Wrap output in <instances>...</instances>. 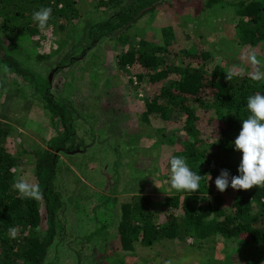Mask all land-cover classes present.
Here are the masks:
<instances>
[{
  "label": "rangeland",
  "instance_id": "obj_1",
  "mask_svg": "<svg viewBox=\"0 0 264 264\" xmlns=\"http://www.w3.org/2000/svg\"><path fill=\"white\" fill-rule=\"evenodd\" d=\"M147 1L150 5L157 2L154 10L137 19H133L134 11L123 26L108 33L103 30L97 38L89 32L90 25L115 12L97 0H73L65 14L51 19L44 30H6L18 46L13 49L4 36L8 48L41 77L50 74L47 92L68 104L72 139L66 150H55L59 159L54 185L61 192V229L45 264H120L121 259L125 264H208L210 257L225 254L230 256L228 264H252L250 256H233L235 240L215 234L204 239L190 235L185 242L163 239L152 245L134 241L129 249L121 246L116 234L120 203L134 191L146 189L153 194L152 206L161 220L165 218L162 201L177 191L171 188L167 162L171 156L179 157L183 142L190 137L182 127L186 113L177 108L168 120L155 114L143 119L145 101L155 85L147 76L137 80L136 66L128 67L126 75L118 73L117 53L145 39L166 45L180 63L184 50L203 47L212 52L209 68L219 65L243 74L253 71L247 53L264 56V40L255 46L237 40L239 15L226 2L238 0L212 6L206 0ZM202 95L206 96L204 91ZM191 103L198 117V133L212 148L207 120L213 111ZM44 104L45 98L21 76L0 67V120L9 124L7 149L20 160L13 167L12 185L21 178L36 184L34 153L48 148V141L64 132L60 119L51 120ZM241 159L242 152L231 163L239 167ZM147 174L150 181L142 189Z\"/></svg>",
  "mask_w": 264,
  "mask_h": 264
},
{
  "label": "trees",
  "instance_id": "obj_2",
  "mask_svg": "<svg viewBox=\"0 0 264 264\" xmlns=\"http://www.w3.org/2000/svg\"><path fill=\"white\" fill-rule=\"evenodd\" d=\"M72 1L0 0V67L18 74L39 92L45 98L44 107L50 119L59 118L64 126L63 133L48 141V148L34 153L32 172L43 193L41 200H35L20 195L12 185L13 167L20 160L7 149L9 124L0 120V264H45L49 248L61 229L58 216L62 206L61 192L54 185L59 159L55 150H66V143L72 139L68 104L57 101L47 92L50 87L48 77L43 78L23 65L8 48L4 36L17 50L16 40L6 30L35 32L38 30L37 22L32 19L35 11L50 7V24L51 19L65 14V8L70 7ZM124 1L97 0L98 5L114 8L115 12L109 19L90 25L89 32L95 33V38L103 30L108 33L123 26L134 11L137 14L133 19H137L154 10L157 3L150 5L147 0H129L128 4H123ZM223 1L206 0V4L222 5ZM226 4L234 5L239 15L237 40L243 45L261 43L264 40V0H238ZM19 17L21 19L16 20ZM13 18L14 22L11 21ZM211 58V50L200 47L194 51L184 50L178 63L177 54H172L166 45L145 39L117 53L115 68L118 73L126 75L128 67L136 66V79L140 81L147 76L155 85L154 93L145 101L143 119L148 120L149 115L155 114L168 120L175 108L186 113L182 127L190 137L183 142L178 155L203 178L197 192L176 191L164 197L163 220L152 206L153 194L146 189L132 192L129 199L120 203L116 234L121 246L127 249L133 247L134 241L152 245L163 239L185 242L190 235L204 239L215 234L236 241L233 256H250L254 260L252 264H264V187L231 191V177L239 175L231 158L241 153L235 150L233 142L242 129V120L250 115L247 98L255 93L264 94V81L252 80L251 72L238 73L227 80L226 74L231 70L219 65L209 68ZM259 59L264 61V56ZM203 91L206 96L202 95ZM192 101L213 111L207 120L209 136L214 139L212 148L198 133V117ZM221 170L229 172V187L224 192L215 186ZM210 176L212 179L208 182ZM148 177L147 174L142 189L150 181ZM11 228L17 229L15 237L9 232ZM229 258L228 254L215 259L212 256L208 264H216L215 261L228 264ZM119 263L125 264L122 259Z\"/></svg>",
  "mask_w": 264,
  "mask_h": 264
},
{
  "label": "clouds",
  "instance_id": "obj_3",
  "mask_svg": "<svg viewBox=\"0 0 264 264\" xmlns=\"http://www.w3.org/2000/svg\"><path fill=\"white\" fill-rule=\"evenodd\" d=\"M52 15L50 7H42L33 13L32 19L37 22L41 30L46 29ZM246 59L253 66L250 78L254 81H264V61H261L255 51L249 52ZM242 71V70H241ZM236 70L226 74L227 80L237 75ZM247 109L250 115L242 120V129L235 139V150L242 152V159L238 167L239 175L231 177V187L234 190H251L254 187H264V94L255 93L247 98ZM170 184L177 191H199L202 175L193 172L183 157L173 156L170 159ZM209 177L208 182L211 180ZM14 188L22 196L41 200L43 193L38 184L29 183L21 178L14 183ZM215 186L220 192L229 187V172L221 170L215 179ZM15 237L17 229H9ZM165 264H171L166 261Z\"/></svg>",
  "mask_w": 264,
  "mask_h": 264
},
{
  "label": "water",
  "instance_id": "obj_4",
  "mask_svg": "<svg viewBox=\"0 0 264 264\" xmlns=\"http://www.w3.org/2000/svg\"><path fill=\"white\" fill-rule=\"evenodd\" d=\"M48 79H49V81H50V74H49V76H48Z\"/></svg>",
  "mask_w": 264,
  "mask_h": 264
}]
</instances>
